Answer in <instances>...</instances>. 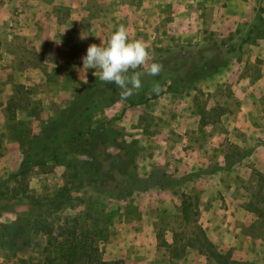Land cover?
Masks as SVG:
<instances>
[{
  "label": "rangeland",
  "instance_id": "obj_1",
  "mask_svg": "<svg viewBox=\"0 0 264 264\" xmlns=\"http://www.w3.org/2000/svg\"><path fill=\"white\" fill-rule=\"evenodd\" d=\"M177 1L90 0L89 11L96 18L94 34L72 40L69 53L76 56L73 61L63 59L65 51L50 50V41L38 51L27 36L13 33L11 8H0V190L7 192L0 195V264H56L58 247L67 239L82 244V231L103 260L119 259L122 264H264V212L261 216L250 212L245 221L237 220V229H229L227 247L214 243L222 254L220 263L187 245L199 228L208 237V207L219 196L218 182L232 184V194L242 200V206L251 199L254 206L264 209V183L259 190L254 171L264 173L253 166L251 135L232 128L223 137L226 148L221 164L207 158L201 164L182 165L185 148L205 149L210 130L220 131L241 110L232 84L208 69L211 58L219 56L230 63L235 75L238 69L240 75L251 78L264 73L263 0L253 6L257 13L225 22L224 34L213 29L217 23L208 17L212 12L204 0H194L204 24L202 32L189 35L173 31ZM100 11L111 15L100 16ZM120 24L127 27L130 38L149 45L154 62L163 64L161 74L144 76L142 89L127 100L120 98L121 90L114 84L99 79V69H86L82 61L90 44L106 42ZM239 61L244 62L241 67H237ZM85 80L98 89L77 125L62 129L59 137L68 139L79 129L94 127L118 140H135L136 173L145 177L157 164L176 179L172 188L132 190L118 197L113 195L115 190L100 192L91 183L76 187L77 179L92 170L91 162L106 170L119 149L107 143L103 151L98 144L97 161H92L89 154L68 148L50 157L52 152L45 153L42 143L34 142L43 124L60 115ZM154 82L160 84L161 92L152 91ZM245 104L257 134L253 140L262 142L264 114L257 108H264V97L255 103L248 99ZM186 121H194L195 126L186 127ZM24 158L33 165L23 177L10 178ZM63 186H74L70 191L77 198L74 206L57 209L21 196L50 197ZM182 194L190 201L187 215L181 212ZM17 218H29L33 225L23 241L11 236ZM163 240L176 246L180 257L172 256L174 251Z\"/></svg>",
  "mask_w": 264,
  "mask_h": 264
},
{
  "label": "crops",
  "instance_id": "obj_2",
  "mask_svg": "<svg viewBox=\"0 0 264 264\" xmlns=\"http://www.w3.org/2000/svg\"><path fill=\"white\" fill-rule=\"evenodd\" d=\"M89 1L90 0H1L0 8L6 10L11 8L10 21H13V23H11L13 25V33H18L20 36H27V42L35 45L37 49H41L40 45L47 44V42L50 41V50L65 51L62 55L63 59L73 61L76 56H72V54L69 53L72 40L77 41L82 34H88V36L94 34L93 30L95 27L93 26V22L96 18L95 15L90 14L88 6ZM100 1L115 3L117 0H96L97 3H100ZM256 1L257 0H204V3L208 5V11L212 12L211 16L208 17L212 20L214 19L217 23L215 26L216 28L213 29H217L218 33L224 34L226 29L224 24L225 22H229L228 20L243 19L253 15V13L255 14L254 5ZM173 5L174 12L172 13V24L176 26H174L173 31H177V34L183 35L202 32L200 29L203 27L204 18L202 15L196 14L197 8L194 6V0H178ZM210 5H213L211 9L209 8ZM63 6L65 8H63ZM261 6L264 7V0ZM61 9L65 12L62 13ZM101 15L110 16L111 14L109 11H100V16ZM260 16L264 18L263 11L260 13ZM211 25L212 24H210V26ZM85 26L88 27V31L84 30ZM241 61L237 63V67H241V64L244 63ZM231 67L232 65L228 63L215 72L218 73V76L221 75L223 80L232 84L234 95L241 100L240 113L238 111L237 117L229 118L227 120L228 122L223 124V128L220 131L210 130L206 136L207 142L204 143L206 146L204 147L205 149L198 146L185 148L183 155L187 156L184 157L182 165H191V163L195 165L201 164L200 161L207 158L211 161L217 159L221 164L225 160V151L223 149L226 148L223 137H226L233 128L247 135H251L253 147L251 159L253 166L264 173V140L262 142L259 141V143L253 140L257 137V134H255L256 132H254L253 128L250 126L251 120L248 116L250 109L245 106L249 104H245L248 99H252L253 103H255V100L264 97V73L255 78H251L249 75H240L239 69L235 75ZM243 104L245 105L243 106ZM255 110L256 108H253V111ZM257 110H259L260 114H264V108H262V106H259ZM225 114H228V112ZM187 121L185 122L186 127H191V125L192 127L195 126L194 121ZM219 137H222V139L219 140ZM206 143H208V146ZM232 189V184L226 186L218 182L219 196L218 198H214L208 207V237L213 243L220 247L228 246V242L230 241L229 236L231 235L229 229H237L235 228V222L237 220L245 221V218L250 216V211L242 206V200H240L239 197H235L232 194Z\"/></svg>",
  "mask_w": 264,
  "mask_h": 264
},
{
  "label": "trees",
  "instance_id": "obj_3",
  "mask_svg": "<svg viewBox=\"0 0 264 264\" xmlns=\"http://www.w3.org/2000/svg\"><path fill=\"white\" fill-rule=\"evenodd\" d=\"M226 64L225 60H222L219 56H214L208 62V69L215 72ZM97 89L98 88L94 87L93 82L88 81L86 83H81L80 87L72 96V99L66 104L65 108L61 110L60 115L43 124L40 134L37 137H34V142L40 141L42 143L40 144L42 145L41 150H44L45 153L52 152L53 154L50 157L56 156L58 152L63 150V148H68L70 150L74 149L75 151H80V153L83 154H89L92 161H97L98 156L95 155V151L98 144L103 147V151H105L107 143H113L119 149V152L112 156L113 160L111 161V166L106 170H101L97 162H94V164L91 162L92 170L88 171L89 173L85 174V177L81 176L77 179V184L74 185L76 187L83 185L84 182L91 183L100 192L111 191L113 193L115 190V194L113 195H117L118 197H122L132 190L143 191L152 188H172L176 179L161 170V167L157 164L152 166L150 173L145 177H140L136 173L135 157L137 154V144L135 140L129 142L124 139L118 140L117 137L111 135V133H108L104 129H97L94 127H89L86 130L79 129L76 131L75 135L69 136L68 139L59 137V132H61L62 129L77 125V121L86 110L87 101ZM81 139H83L85 145H82ZM31 145L30 147H32ZM36 148L39 149L38 147ZM35 151L38 153L37 150ZM32 165V162H27L24 158L19 167L12 172L9 177H23ZM112 171H114V173ZM254 174L258 177V188L261 190L263 188L261 182L264 183V175L258 171H254ZM74 186H63L50 197L41 199L29 194H21V196L39 203L46 202V204L51 207L55 206L57 209H60L63 206H74L77 203V198L70 194V191ZM6 193L7 192L0 190V195H5ZM259 193L261 192L258 191V194ZM182 195L181 212L184 213V215H187L190 201H188L185 194ZM253 195L256 197L257 192ZM248 203L249 204L244 206L248 211L253 212L258 216L263 214L264 209L254 206L251 199ZM32 228L33 225L29 218H24L22 221H20V218H17L12 226L11 236L20 238L23 241V238L29 235ZM71 233L73 234L74 232L71 231ZM86 234V231L80 233L81 236H79V239L82 244L73 243L72 240L67 239L65 245L63 243L59 246L58 250L60 251V258L59 261L55 263L122 264V261L119 259L113 261L103 260L97 253V247L91 243L90 240L86 242ZM67 237L71 239L70 236ZM83 243H85V245ZM163 244L171 247L174 251L172 252V256L180 257L181 253H177L178 248L176 246H170V244L166 243L164 240ZM187 245L195 248L201 253H205L207 257L213 258L218 263L223 260L222 254L217 249V246L206 236L201 228H199L196 234H193L188 238ZM179 250L182 251L183 249L179 248ZM53 261L55 260H52L51 262L54 263Z\"/></svg>",
  "mask_w": 264,
  "mask_h": 264
},
{
  "label": "clouds",
  "instance_id": "obj_4",
  "mask_svg": "<svg viewBox=\"0 0 264 264\" xmlns=\"http://www.w3.org/2000/svg\"><path fill=\"white\" fill-rule=\"evenodd\" d=\"M82 61L86 69H99L102 82L119 88L122 100L139 93L144 76L155 77L163 71V64L154 62L149 45L142 39L130 38L124 24H120L106 42L90 44ZM152 91H162L158 82L153 83Z\"/></svg>",
  "mask_w": 264,
  "mask_h": 264
}]
</instances>
